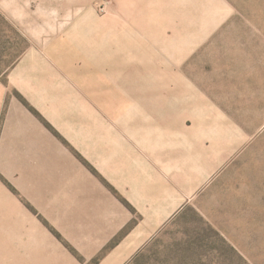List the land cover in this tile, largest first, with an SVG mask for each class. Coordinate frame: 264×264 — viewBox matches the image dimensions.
Wrapping results in <instances>:
<instances>
[{
    "label": "rangeland",
    "instance_id": "rangeland-1",
    "mask_svg": "<svg viewBox=\"0 0 264 264\" xmlns=\"http://www.w3.org/2000/svg\"><path fill=\"white\" fill-rule=\"evenodd\" d=\"M59 1L34 0L29 30L0 6V219L21 204L72 264H264V0H86L88 30L55 36ZM205 125L233 153L198 180L200 160L184 155L180 172L163 141L210 147ZM31 151L53 161L36 187L51 197L20 181ZM84 172L105 197L95 229L113 225L92 253L53 203L70 179L79 221Z\"/></svg>",
    "mask_w": 264,
    "mask_h": 264
},
{
    "label": "crops",
    "instance_id": "crops-1",
    "mask_svg": "<svg viewBox=\"0 0 264 264\" xmlns=\"http://www.w3.org/2000/svg\"><path fill=\"white\" fill-rule=\"evenodd\" d=\"M34 0H0V6L4 9L14 20H16L24 29H30L34 24V21L30 18V8ZM62 0L59 1V5L53 6V9L56 10L55 13L59 11L64 14L62 19H59V15L56 17L55 31L57 32L55 36L59 35L61 30L68 27L73 21H77L74 26V30L79 28V31L82 28L83 30H88V21L92 19L93 12L91 10L88 13L86 10L88 8V2L86 0H63V3L60 4ZM75 1V2H73ZM123 0H119V2ZM129 3L136 4L135 0H127ZM159 5L163 6V0H158ZM129 4V5H130ZM141 5V4H140ZM139 12V13H138ZM138 13L139 16H143L142 19L150 20L151 17L146 19L147 14H151L150 10H141L139 8L135 11L134 14ZM162 20V19H161ZM46 29V28H44ZM59 30V32H58ZM46 34H52L50 32H38V36ZM55 33V32H54ZM37 33L32 34L36 36ZM75 34V33H74ZM72 34V30L69 34ZM79 35V33H78ZM81 35V34H80ZM47 36V35H46ZM45 35L41 40L45 41ZM52 52V50H51ZM38 129V128H35ZM183 129V128H182ZM197 132L204 133L198 139L203 140L207 137L213 140V143L210 147H200L195 150L193 144L186 146L182 144L184 139L193 140L194 136L189 135L184 136L178 131H170V134L167 137L168 142L163 141V154L166 156L169 155L174 159V164L176 169L180 167L182 163V158L184 155L188 156L189 160L192 158H198L200 160L198 163L200 167L192 169L190 166L189 173L195 172L197 174L196 179L200 180L205 178L207 174H215L218 170L225 164L227 159L233 153V145L230 136H225L223 134L224 130L221 128L219 136L214 133L213 127L209 125L205 126H195ZM33 130H23L18 138L27 140L29 138L31 142L26 146L24 152H27V149L33 150L35 145H38V139L33 134ZM196 132V131H195ZM208 134V135H207ZM210 134V135H209ZM165 137V138H166ZM175 141V142H174ZM36 142V144H34ZM170 143V144H169ZM195 151L196 153H194ZM23 152V151H22ZM22 153L27 156V153ZM185 152V154H184ZM30 158L25 160H20L19 166L20 170V181L26 187L28 193L36 198L39 195L51 197L50 193L44 191L42 194H39L36 189L38 183L41 181L39 173L41 172V163L43 165H49L52 163L47 160L39 161L38 156L33 154V151L30 152ZM53 162V161H52ZM197 163V162H196ZM188 164V162H187ZM179 165V167H178ZM175 169V171H176ZM181 168H179L180 171ZM182 172V169L181 171ZM85 180L79 181L76 180L75 184H81L82 188L78 190V193L75 194V199H79L80 205L78 208L79 221L75 216L76 221H74L72 216V191H71V180L64 179L65 189L63 194L60 193V199L55 198L53 203L62 202L63 203V212L66 215V220L64 223V228H68L73 224L78 223L79 226L76 227L78 232L75 234L78 236L85 235L86 240L84 244L89 253H92L97 250L99 246V241L96 238H105L109 235L110 231L113 229V225L104 226L102 223L100 228L101 230L95 229L98 226L99 217L103 209V192L98 188L97 183L89 177L85 172L83 173ZM205 175V176H204ZM44 180V178L42 179ZM49 180V179H48ZM51 181V180H50ZM91 182V183H89ZM0 193L5 194L7 197L10 196L8 191L0 190ZM54 197H59L57 194H52ZM2 206V205H1ZM5 209V208H4ZM10 210V211H6ZM6 215L4 219H0V264H72L71 255L49 234V232L41 225L39 221L34 218H30L25 212V208L21 204H15L14 207L5 209ZM1 212V209H0ZM76 212V213H77ZM99 227V226H98ZM106 227V229L104 228ZM70 232V231H68ZM71 234V232H70Z\"/></svg>",
    "mask_w": 264,
    "mask_h": 264
}]
</instances>
